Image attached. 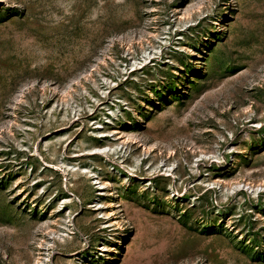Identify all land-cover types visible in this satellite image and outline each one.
Listing matches in <instances>:
<instances>
[{"label": "rangeland", "instance_id": "rangeland-1", "mask_svg": "<svg viewBox=\"0 0 264 264\" xmlns=\"http://www.w3.org/2000/svg\"><path fill=\"white\" fill-rule=\"evenodd\" d=\"M49 255L264 264V0H0V264Z\"/></svg>", "mask_w": 264, "mask_h": 264}, {"label": "bare ground", "instance_id": "bare-ground-1", "mask_svg": "<svg viewBox=\"0 0 264 264\" xmlns=\"http://www.w3.org/2000/svg\"><path fill=\"white\" fill-rule=\"evenodd\" d=\"M56 145H57V143L55 142V143H53V148L52 149H56ZM107 151H102V153L103 152H106V154H110L109 152H108V150H112L111 149V146H107ZM53 150V151H54ZM103 150V149H102ZM100 151H101V148H100ZM112 152V151H111ZM118 153V149H116L115 148V151L113 152V153ZM95 154H96V152H94ZM61 163H63L64 164V166H65V170L66 171H69L72 175H78V174H80V173H84V174H86L87 176H89V179L94 183V179L96 178L95 176H94V174H95V172H94V170L92 169V168H85V166H81V165H79V164H72V163H67V161H65L64 159L62 160V162ZM84 170V171H83ZM98 182H96V184H97ZM98 184H100V185H104V183L103 182H101V181H99V183ZM65 220H66V218H65ZM67 221L70 223V224H67ZM67 221H65V224L64 225H66V226H70L71 224H72V222H73V220H72V217H71V213H69V215H68V220ZM68 231V228L67 229H64L63 230V233H61L62 234V236L61 237H59V238H64V232H67ZM60 234V235H61ZM48 257V259H47V262H46V264H51L50 263V261H51V259H50V257H51V255H49V256H47Z\"/></svg>", "mask_w": 264, "mask_h": 264}]
</instances>
